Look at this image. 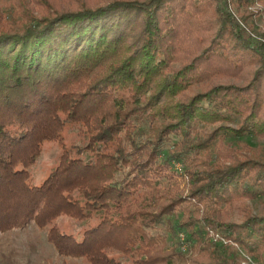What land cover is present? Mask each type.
<instances>
[{
    "label": "trees",
    "instance_id": "16d2710c",
    "mask_svg": "<svg viewBox=\"0 0 264 264\" xmlns=\"http://www.w3.org/2000/svg\"><path fill=\"white\" fill-rule=\"evenodd\" d=\"M4 5L0 231L33 222L80 264H240L229 240L264 264V206L247 203L264 161L225 139L264 137V40L247 30L264 0ZM47 142L60 152L36 183Z\"/></svg>",
    "mask_w": 264,
    "mask_h": 264
},
{
    "label": "rangeland",
    "instance_id": "374dc122",
    "mask_svg": "<svg viewBox=\"0 0 264 264\" xmlns=\"http://www.w3.org/2000/svg\"><path fill=\"white\" fill-rule=\"evenodd\" d=\"M5 1L7 2V0H0V6H2L1 9L5 6ZM255 7L261 9L262 5L255 2L254 5L249 6V8L253 9H255ZM249 22L251 26H248L247 30L251 31L252 27L257 29L258 33H256L253 29L251 32L255 39H262L263 41L264 11H260L258 15H254L253 18L251 17ZM241 23L242 22L239 24L242 25ZM211 127L214 128L215 125L210 126L209 128ZM64 135L66 143L71 142L72 140H78L74 129L71 127L65 129ZM175 139V137H171L165 143V147L167 148L170 146ZM225 139L231 142L235 148L246 151L252 156L260 158L264 161V137L254 134H242L240 136H236L226 133ZM59 152L60 148L54 142H47L43 145L42 152L32 167L34 182H40L49 170L54 167ZM178 180L180 186L185 187V181L182 178H178ZM247 203L254 213H259L264 206V196H258L254 199H250ZM230 216L233 219H239L240 213L238 209H233L230 212ZM174 219L175 218L172 217L170 218V221L173 222ZM64 225L66 229L72 230L73 233L80 231L84 227V225H81L80 222L73 220H66ZM161 231L166 234L168 245L177 243L178 236H172L169 231L163 227L161 228ZM217 242L220 245L223 244L221 240H218ZM231 248L234 251L235 257L240 261V264H246L242 263V257L246 254H243L238 246L233 245ZM189 254L190 253L188 252L187 255ZM190 255L192 256L194 253ZM248 255L250 256L251 254L248 253ZM251 256L254 257L253 255ZM253 259L259 264H263L261 259L256 257ZM81 261V259H75L73 257H66L58 254L51 243L47 240L46 230L36 226L33 222H29L20 228L0 231V264H80Z\"/></svg>",
    "mask_w": 264,
    "mask_h": 264
},
{
    "label": "built area",
    "instance_id": "2783aa9c",
    "mask_svg": "<svg viewBox=\"0 0 264 264\" xmlns=\"http://www.w3.org/2000/svg\"><path fill=\"white\" fill-rule=\"evenodd\" d=\"M174 167L177 170H181L180 164L179 163H174ZM210 234L212 235V238L215 240H221V242L226 243L228 240L224 239L222 236H220L218 233H213V231H210ZM178 241L180 243V248L185 251L187 248V241L184 239V235L183 232H179L178 233ZM229 243L235 246H238L241 251L243 252V254L245 253L246 255H244V257H242V263H246V264H259L257 261H254V257H252L251 255L249 256L248 253L242 248L240 247L238 244H236L234 241H230ZM244 258V259H243Z\"/></svg>",
    "mask_w": 264,
    "mask_h": 264
}]
</instances>
